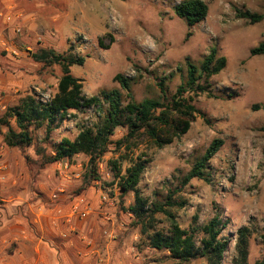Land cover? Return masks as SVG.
<instances>
[{
  "label": "rangeland",
  "instance_id": "obj_1",
  "mask_svg": "<svg viewBox=\"0 0 264 264\" xmlns=\"http://www.w3.org/2000/svg\"><path fill=\"white\" fill-rule=\"evenodd\" d=\"M186 1L57 0L51 6V20L44 24L33 18L28 21L29 11L14 2L0 4V116L23 95L50 100L57 92L61 67L43 68L38 64L33 55L41 49L58 53L71 49L85 57L86 63L74 66L72 75L82 80L86 98L113 90L121 91L126 98V91L115 81L117 75H123L140 103L162 99L157 86L161 79H166L171 98L186 83L187 59L199 66L210 50L217 48L227 66L210 80L213 97L196 98L195 105L203 117L197 116L188 134L159 149L139 133L133 141L136 148L117 150V141L128 134L127 129H118L111 152L99 164L100 180L87 191H92L104 213L101 199L108 196V235H128V247L134 249L133 254L138 253L139 264H176L168 253L149 246L152 230L143 234L134 226V217L128 212L134 195H125L120 189L111 161H119L125 169L130 159H150L139 189L152 202H162L170 191L180 187L182 177L212 141L222 139L224 145L209 164L211 181L192 180L176 196L186 206L173 212L181 227L188 230L206 225L216 215L227 222L223 236L232 245L224 264H233L237 231L242 227L256 229L248 260V264H256L264 259V56L252 57L251 50L264 43V21L251 25L238 18V12L264 13V0H202L209 6V15L193 28L175 14V7ZM70 115L48 143L43 142L45 128H33L34 142L24 149H8L0 135V153L4 155V159L0 155V172H7L4 184L10 186L0 195V208L6 205L3 200L27 202L28 208L61 190L70 201L82 198V193H77L84 187L89 159L80 156L43 168L36 151L44 147L52 153L63 138L75 140L80 126H92L98 120L96 109L72 111ZM27 211L31 215L30 208ZM12 212L16 214L17 208ZM155 219L156 230L169 229L164 214H156ZM201 238L197 235L198 240Z\"/></svg>",
  "mask_w": 264,
  "mask_h": 264
},
{
  "label": "trees",
  "instance_id": "obj_2",
  "mask_svg": "<svg viewBox=\"0 0 264 264\" xmlns=\"http://www.w3.org/2000/svg\"><path fill=\"white\" fill-rule=\"evenodd\" d=\"M175 14L193 28L209 15V6L202 0H188L175 7ZM238 18L245 19L251 25L264 21V13L239 11ZM113 41V40H112ZM102 44V41H100ZM251 56H264V43L251 50ZM33 59L43 68L61 67L57 92L49 101H41L34 94L23 95L18 103L9 106L0 116V135L9 149H24L34 142L32 129H46L44 143H48L53 132L66 120L70 112H83L96 109L98 120L92 125L80 126L75 140L63 138L48 153L44 147L37 148V155L43 168L64 161H72L80 156L89 159L84 177V187L77 194L87 191L94 181H99L98 169L102 158L110 153L112 138L120 128L128 134L116 143L117 150L136 148L134 139L144 133L159 149H163L176 140L183 138L191 130L198 115L203 113L196 107L195 100L202 95L213 97L210 80L220 74L227 66V60L219 56L217 48H212L199 66L187 59L186 83L180 86L171 98L167 95L165 80L158 83L162 99H146L140 103L135 100L130 81L123 75H117L115 81L126 91V98L119 90L102 91L99 96L86 98L82 80L72 75L74 66H83L85 57L69 49L58 53L55 49H41ZM6 131L2 133V129ZM264 131V127L262 128ZM222 139L212 141L206 152L194 162L191 170L181 179V185L170 191L162 202H152L145 198L139 185L151 160L146 156L129 160L125 169L119 161H111L115 179L125 195L132 193L134 203L128 212L134 217V226L140 227L143 234H148L149 246L157 252L168 253V258L176 264H191L203 261L204 264H224L225 254L230 250L231 241L223 236L227 222L220 215L214 216L206 225L184 229L173 212L182 209L186 202H180L176 196L194 179L210 182L208 172L212 159L220 152ZM123 158V157H122ZM127 160L128 157H125ZM162 213L167 217L169 229H155V215ZM257 234L256 229L242 227L237 231L234 247L233 264H248L250 241ZM197 235H202L200 240ZM256 264H264V259Z\"/></svg>",
  "mask_w": 264,
  "mask_h": 264
},
{
  "label": "crops",
  "instance_id": "obj_3",
  "mask_svg": "<svg viewBox=\"0 0 264 264\" xmlns=\"http://www.w3.org/2000/svg\"><path fill=\"white\" fill-rule=\"evenodd\" d=\"M56 1L0 0V4L14 2L13 5L16 3L29 11L28 21L33 18L44 24L51 20V6ZM6 178L7 172L1 171L0 195L10 188L4 184ZM63 194L61 190L50 195L47 201L27 205L28 208L27 202L3 200L6 205L0 208V264H139L138 253L133 254L134 249L128 247V235H114L115 239L104 235L108 231L105 220L108 208L102 212L92 191L81 195L91 208L85 220L72 213L75 200L70 201ZM12 208H17L16 214ZM29 208L31 215H28Z\"/></svg>",
  "mask_w": 264,
  "mask_h": 264
},
{
  "label": "built area",
  "instance_id": "obj_4",
  "mask_svg": "<svg viewBox=\"0 0 264 264\" xmlns=\"http://www.w3.org/2000/svg\"><path fill=\"white\" fill-rule=\"evenodd\" d=\"M38 97V96H37ZM39 98V97H38ZM41 101H49V100H44V99H40ZM102 203L101 205L105 208H108V204L109 203V199H108V196L107 195H102ZM111 205V204H110ZM109 205V206H110ZM72 213L76 216H78L80 219H87L89 217V215L91 214V208L90 206L86 203L85 199L83 198H80L78 200H76L74 203H73V206H72ZM105 220L106 222L110 221V218H108V216H105ZM104 235L110 239H115V236L112 235V234H109L108 235V231H105L104 232Z\"/></svg>",
  "mask_w": 264,
  "mask_h": 264
}]
</instances>
